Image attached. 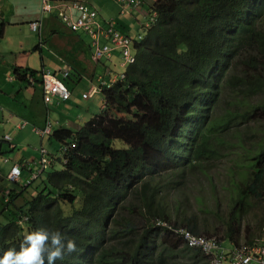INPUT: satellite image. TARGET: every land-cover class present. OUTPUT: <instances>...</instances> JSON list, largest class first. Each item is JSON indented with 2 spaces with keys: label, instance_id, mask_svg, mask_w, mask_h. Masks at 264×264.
Wrapping results in <instances>:
<instances>
[{
  "label": "trees",
  "instance_id": "obj_1",
  "mask_svg": "<svg viewBox=\"0 0 264 264\" xmlns=\"http://www.w3.org/2000/svg\"><path fill=\"white\" fill-rule=\"evenodd\" d=\"M149 10L156 21L124 81L102 91L106 109L75 131H53L74 146L61 169L5 201L0 251L43 227L76 243L56 264H209L160 223L235 247L260 239L240 238L239 222L253 213L264 230V0H158ZM25 73L38 82L40 71L19 67L15 80L31 86ZM221 161L226 215L214 180ZM205 180L213 205L198 193L197 212L189 191Z\"/></svg>",
  "mask_w": 264,
  "mask_h": 264
},
{
  "label": "rangeland",
  "instance_id": "obj_2",
  "mask_svg": "<svg viewBox=\"0 0 264 264\" xmlns=\"http://www.w3.org/2000/svg\"><path fill=\"white\" fill-rule=\"evenodd\" d=\"M141 1V0H140ZM150 0H143V4L146 8L147 5L149 3ZM161 1H166V0H161ZM3 6H5V10H10L12 11V13H18L20 11L21 14H24L25 12H30L32 10H36L38 9V2L36 0H2ZM112 4V2L110 3ZM119 6V5H118ZM1 7V4H0ZM110 10L111 8L115 14L111 17L114 18L116 17V15L118 14V10H117V6L115 5L114 1H113V5L109 6ZM120 7V6H119ZM1 9V8H0ZM146 11V10H145ZM100 12V10H99ZM106 12V11H105ZM10 14V15H11ZM9 15V17H10ZM118 16H122L119 15ZM105 17H107L105 15ZM49 18H47L46 20H48ZM115 20V19H114ZM136 28V25L134 26ZM2 30V21L0 20V32ZM6 37L7 39H5L4 41H0V45L4 46L5 48H12V49H17V47H24V48H28L27 50H22L19 51V53H14V54H9L6 56L5 60H7L9 62V66L11 68L10 65L16 64L17 66H23L24 69H31V70H35V71H40L41 70V61L40 58L42 57V59L45 61L46 64L50 63L51 61V57H49V60H46L45 57L47 55V52L49 50V48H47L46 45L43 46L42 49V56L39 55V53H34L32 52V49L37 45L34 44L35 46H30V43H33L34 40L36 39V35H38L37 33H32L29 30V27L27 26V24H22L21 28L19 30L20 33L18 32L17 28L14 29H10V28H6ZM42 30V29H41ZM133 31V30H132ZM136 30H134L133 32H131L132 36H135V32ZM145 32L142 30V28L138 29V34L136 35H141L144 34ZM1 37V36H0ZM35 37V39H34ZM80 39L82 40V44L81 43H75V47H73L71 44H67V42L71 41V39L73 37H65V36H60L58 38V40L56 41L59 48L61 46H64L66 48H70L71 51H73L72 53L74 54L72 57V59H74L77 56H81L82 59L79 62V65L82 67L83 71L86 70V67L84 65H87V62L89 65H93L94 63L92 62V57L89 53V50L87 48L88 43L91 42V40L86 36V35H80L79 36ZM37 40V39H36ZM84 44V45H83ZM87 44V46H86ZM102 44V41H101ZM62 51V50H61ZM58 56V55H57ZM117 58V55L115 56L114 59ZM57 60V58H56ZM59 61V60H57ZM68 62V64L70 63L69 60H65V62ZM103 62V60L101 61ZM70 65V64H69ZM3 66H7L6 64L2 63V60H0V74L4 75V73H2V69ZM51 65H48L46 70L51 71L50 69ZM109 67H112L111 65H109ZM116 69H119L118 66L116 65ZM125 70V68H120V72H123ZM53 72V71H51ZM98 73H102V70L100 69V67H98ZM0 75V80L3 79V84L2 88H0V90L4 89V90H9V89H15L18 90L22 85H18V83H9V78L7 77L8 81H6L4 79V77ZM97 76V75H96ZM81 80L80 81H75L72 79L73 82H67V85L69 87H71V97L69 99V101L65 102V103H60L59 108H56L55 104L54 105H49L47 106V109L49 110V114H50V118H49V122L53 125V131L58 130V129H65V128H61L64 126L65 123L69 122V126L70 128H67L68 130L71 131H75L77 129H79L80 127H82L84 125V123H86L89 119H91L93 116L95 115H99L100 114V108L103 104V95L102 93H98L96 95H94L93 97L84 100L82 99L81 95L83 93H86V90L90 87V85H86V77L84 76V74L81 75ZM72 83V84H71ZM23 89V88H22ZM3 94L0 92V97ZM11 97V96H10ZM11 99H13V97H11ZM16 103L18 105H21V109L18 108L16 105L11 104V103H5V106L7 108H10V110H17L18 115H19V121H26L28 124L30 123V120H37V118L40 117V115L45 114V106L38 100L36 102L33 103H27V104H19L18 100H16ZM67 108V109H66ZM23 115V116H22ZM34 126H36L37 124L34 123ZM29 128L26 127L23 130H19L20 132H22V134L19 136V139L17 140L16 144H17V149L14 153H6L7 156H14V154L16 155H21L22 151H37V149L40 147V143H39V138L36 137L35 135H33V133H29ZM5 137H9V136H5ZM4 137V138H5ZM42 147L50 154L52 155L54 158H59V161L56 160L55 166L57 167L56 170L61 169V159H62V155L60 154V145L59 142H55L52 138L50 137H46L45 139H43L42 141ZM6 148V145H5ZM22 156L24 158H27V156H24L22 154ZM17 157V156H16ZM0 165L4 166L2 163H0ZM218 169L220 171H222V175L218 174L216 172L215 175V189H216V195H218L217 197H219L220 200H222L221 203V215H226V210H227V201H226V193L224 191V187L228 186L229 183V177H226V172H227V168L229 166L227 161H221L218 162ZM231 169V168H229ZM36 171V170H35ZM51 171V168H48V170H46L39 179H37L34 183L33 186L31 188L34 187H39V182L45 179V176L48 172ZM31 175V174H30ZM30 177V176H29ZM1 183L3 185H1L2 190H0V223L3 225L5 224V222L7 221V219L9 218V210L7 209V207L5 206V198L3 196V191L5 190H12L14 192H18L20 191V185H14L9 183L8 181H4V179L1 181ZM208 181L205 180V183L202 185V183L200 184V186L202 185V190L199 189H195L192 191H189L190 196H189V205L192 207V210L200 212L199 211V204L198 203V193H199V200L204 201V199L206 198V205H207V209L209 211V209L211 208V206L213 205V203L210 201V193H211V189L208 186ZM207 186V187H206ZM198 187V186H197ZM213 188V187H212ZM214 190V188H213ZM215 192V190H214ZM33 196L31 195V193L25 192L22 196H20L17 201V205H20L22 202H24V200L26 199H30V197ZM253 213H248L246 214V216L241 217L240 219V238L244 237L245 235H253V237H259V241L262 244H264V230L258 231L257 227H256V221L253 218ZM210 220H213L212 215H208ZM244 242H240V244H243ZM222 248L226 249V250H230L231 249V245L229 242L227 241H223L222 243Z\"/></svg>",
  "mask_w": 264,
  "mask_h": 264
},
{
  "label": "crops",
  "instance_id": "obj_3",
  "mask_svg": "<svg viewBox=\"0 0 264 264\" xmlns=\"http://www.w3.org/2000/svg\"><path fill=\"white\" fill-rule=\"evenodd\" d=\"M38 2V9L36 10H32L30 12H25L24 14H21L20 11L17 13H12V11L10 10H5V6H3L2 0H0V4H1V9H0V20L2 21V30L0 32V41H4L5 39H7L6 37V28H10V29H14L17 28L18 32L20 33L19 30L21 28L22 24H27L29 22L35 21L38 18L39 15V0H36ZM73 1H86L88 3H90L92 6L96 7L98 9V11L100 10L99 14L101 16L100 20H114V22L118 23V26L121 27L122 29L126 30L127 33L129 32V34L131 35L134 30H136L135 34L138 33V29L140 28V25L142 24V22L144 21V15H146V12L150 9V7L158 0H150L147 8L144 5H141L139 8L134 9V10H128L127 13L123 14L122 16H118V14L116 15V17L111 18L115 13L111 10H113L109 6L113 5V1L115 3V5L117 6V12L119 13V6L116 4L115 0H73ZM143 2V0H141ZM112 2V4H110ZM143 4V3H142ZM146 10V11H145ZM106 11V12H105ZM11 14V15H10ZM10 15V17H9ZM105 15L107 17H105ZM47 18H49L48 20H46ZM103 22V21H102ZM136 25V28L134 27ZM139 26V28H138ZM42 29V30H41ZM30 30V29H29ZM133 30V31H132ZM32 32V31H31ZM33 33V32H32ZM38 35H36V39L34 37V42L30 43V46H35L34 44H37L36 46L38 48H36V46L32 49V52L34 53H39L40 56H42V49L44 45L47 46V48H49L47 55L45 57L46 60H49V57H51V61L50 63L46 64L45 61L42 59V57L40 58L41 61V70H46L48 67V65L50 66V70L53 72H59V71H63L66 70V68L69 70V74L72 73V76L75 74V76L78 75H82L84 74V76L86 77V85H91V81L90 79L96 75H99L100 73H98V67H100V69L103 71H105V69H108L107 67H109V65L112 64V61L109 60H105L104 62L101 63V65L99 64H93L92 66L88 64L84 65L86 67V70L83 71L82 67L79 65V62L81 61L82 57L81 56H77L74 59H72L71 56H73L74 54L72 53L73 51H71L70 48H66L64 46H61L59 48L58 44H57V40L60 36H65V37H73L71 39V41L67 42V44H71L73 47H75V43H83L82 40L80 39V35H85L82 32H73L71 30H69L68 28H66L65 25H63L61 22H59V20H57L55 17L51 18V17H46L45 20L43 19V22L41 24L40 29L37 30L36 32ZM102 43L105 44L106 40L104 38H101ZM84 45V44H83ZM87 46V44H86ZM89 53L91 55V51L89 48V43L87 46ZM27 50L28 48H22V47H17V49H12V48H5L4 46L0 45V60H2V63L6 64L7 66H3L2 69V73H4V75H2L4 77V79L6 81H8L7 77L9 78V83H18V85H22L18 90L15 89H9V90H0V92L3 94L0 97V163H2L4 166L0 165V190H2L1 185H3L1 183V181L4 179V181H8L9 183H11L8 180V173L10 168L14 165V164H18L21 166L22 168V172H21V184L24 183L29 176H31L30 174H32V172H35V170L37 169L36 166V160L39 159V148L42 147V141L44 138L39 137L38 134H36L34 132V129H37L35 127L38 128H42L44 126V124L46 123V121L49 120L50 118V114H49V110L47 109V106H49L50 103H45L42 99V90L40 89V87H38L37 85H31V86H26L21 84L18 80H15V76L13 75V71L16 67L21 68L22 70H31V69H24L23 66L21 64L22 67L17 66L16 64L10 65L9 66V62L7 60H5L6 56L9 54H14L19 53V51L22 50ZM62 50V51H61ZM14 52V53H13ZM116 54V53H115ZM58 55V56H57ZM59 60L57 61L56 60ZM65 60H69L70 61V65L68 64V62ZM111 68V67H109ZM40 70V71H41ZM7 76V77H6ZM25 79H27V77L31 78V76L27 73L24 74ZM37 78H39V74H37L36 76ZM81 78V76H80ZM28 81V80H27ZM80 81V80H79ZM29 82V81H28ZM3 84V79L0 80V88H2ZM30 84V83H29ZM23 88V89H22ZM70 88V87H69ZM13 97V99H11V97ZM16 100H18V103L20 104H27V103H33L36 101H40L44 106H45V114L40 115L39 118H37V120H30V123L28 124L26 121H19V115L17 110H10V108H7L5 106V103H11L16 105L18 108H22L21 105H18L16 103ZM69 101V100H68ZM67 102V101H66ZM55 103L56 108H59L60 103H65L63 101L59 100H54V102H52L51 105H53ZM67 109V108H66ZM23 116V115H22ZM22 122H25L23 124V128L20 127V124ZM34 123H36L37 125L34 126ZM51 127L53 128V125L50 124ZM26 127L29 128V133H33V135H35L36 137L39 138V143H40V147L37 149V151H22L21 153L24 156H27V158H24L21 155H16L14 154V156H7L6 153H14L16 150L19 151V149H17V140L19 139V136L22 134V132H20L19 130H23ZM61 128H70L69 126V122L65 123L63 127ZM53 131V129H52ZM9 136L7 140L6 138H4L5 136ZM48 138V137H47ZM52 138V136L50 137ZM53 139V138H52ZM55 142V139H53ZM6 145V148H5ZM17 156V157H16ZM52 168V167H51ZM12 184V183H11ZM231 250L234 248V246L232 244H230Z\"/></svg>",
  "mask_w": 264,
  "mask_h": 264
},
{
  "label": "clouds",
  "instance_id": "obj_4",
  "mask_svg": "<svg viewBox=\"0 0 264 264\" xmlns=\"http://www.w3.org/2000/svg\"><path fill=\"white\" fill-rule=\"evenodd\" d=\"M44 2H47L49 5H52L55 8L52 11L44 10L43 9V3ZM115 2H116L117 5L120 6L119 7V13H118L119 15H123V14L127 13L128 10L137 9V8H132L131 6L126 5V4H121V3L117 2L116 0H115ZM62 3H81V4H84V5H87L90 8H93L97 12V21H99L101 24L113 23L115 28L118 29L121 33H123V35H125L130 40V57L133 59L132 62L125 61L122 58V54H121L120 50L115 48L114 45L111 42H108V43L105 42V44L104 43L101 44V38H104L106 40V38L104 36H100L99 37L98 45L100 47L108 46L110 48V55H109V57H102V58H100L98 60H95L94 57H93V51H94V46L92 45L93 40H92V38L89 35H87V34L82 32L83 34H85L91 40V42L89 43V48H90V51H91L92 62L94 64L96 63V64L101 65V63H102L101 61L102 60H103V62L105 60L112 61V64H111L112 67L111 68L107 67L108 69H105V71H103L99 75L94 76V77H92L90 79L91 85L86 90V93H89L92 90H94V92L88 98H83V95L86 94V93H83L81 95L82 99L87 100V99L93 97L94 95H96L98 93H102L103 90L111 89V88H113V86L115 84L124 81L126 69L128 68V66L133 64L134 60H135V58H134V55H135L134 45L136 43L140 42V40L145 35V33L141 34V35H136L135 34V36H132V35L129 34V32L127 33L126 30H124L121 27H119L118 23L114 22V20H110V21L100 20L101 16L99 14L98 9L96 7H94V6H92L90 3L86 2V1H73V0H44V1L43 0H39V15H38V18L35 21H32V22L28 23L29 29H30L29 25L31 23H34V22L38 23V29H40L41 24L43 22V19L45 20L46 17H51V18L55 17L57 20H59V22H61L63 25H65L66 28H68L67 25L60 19L59 15H58V12L60 10V6H61ZM141 5H142V2H141ZM152 13H155V12H150V10H148L146 12V15L143 14L144 21L140 25V28H142V30L144 32L151 25H153L155 23V21H156V18H155V21L153 23H151L149 26H146V24L150 21L149 16ZM156 17H157V15H156ZM138 28H139V26H138ZM37 30L36 31H32L30 29V31H32L33 33H36ZM78 32H80V31H78ZM116 55H117V58L114 59ZM116 65L118 66L119 69H116ZM120 68H125V70L123 72H120ZM46 73H48L49 76L59 80V82L63 85V87L68 91L69 96L66 99L59 98L63 102L68 101L70 99V97H71V87L69 88V86L67 85V82H73L72 79L75 80V81H79L82 78V77L80 78L81 75H78V74L76 76H75V74L72 76V73L69 74V70L67 68H66V70L59 71V72H51L49 70H41L40 74H39V78H36V80L38 82H35L32 77L31 78L27 77V80L29 81L30 85H32V86L33 85L34 86L37 85L38 87H40V89L43 91L45 96H46V94H45V92L43 90V81H44V75ZM60 79L65 80L66 83H63ZM105 109H106L105 108V104H102V106L100 108V113L103 112ZM24 123L25 122H22L20 124L21 128H23V124ZM50 124L51 123L49 121H46V123L44 124V126L42 128L35 127V128H37L39 130H43L44 128H46L48 126L47 127L49 129V133L48 134L40 135V134L36 133L35 130H34V132L36 134H38L39 137H41V138L51 137L52 134H53V131H52L53 128L51 127ZM5 138L7 140H9L8 137H5ZM59 145H60V151H61L60 154L62 155V159H61V165H62L63 163L66 162V157H65L66 153H67V151L70 148H72L71 147L72 145H67V144L65 145L64 143H60V142H59ZM41 148L44 149L43 147H40L39 151H40ZM64 148H65V150H64ZM47 154H48L47 155L48 158L50 159L49 166L41 174H39L35 179L30 180L32 174L35 173L36 171L32 172L31 176L27 179V180H30V182L27 185H29L31 182L36 181L37 179H39L41 177V175L46 170H48V168H51V167H54L55 169L57 168L55 166L54 162L56 160L59 161V158H57V157L54 158L48 152H47ZM21 172H22V168H21ZM20 182H21V177H20V181L17 184H14V183H12V184L20 185V188H23V187L27 186V185H24L25 182L22 183V184ZM5 191H8V195H5ZM5 191H3V196L6 197L5 198V201H6L7 198L9 197V195L11 194L12 190H5ZM262 200H263V197H262ZM23 221H26V218H23L22 220H20V222H23ZM160 226L163 227L166 231L171 232L175 237H177V236L173 233L172 230L185 229V228H180V227L174 228V227L169 226V225H167L165 223H160ZM185 230H187V229H185ZM201 237H205V236H201ZM177 238H179V237H177ZM206 238H211V237H206ZM218 241H219V243H220V245L222 247V244H221L222 242L220 240H218ZM182 243H183L184 246H186L183 241H182ZM239 246H237V247H239ZM186 247H188V246H186ZM237 247L234 246V248H237ZM188 248H190V247H188ZM190 249H194V248H190ZM194 250H198V249H194ZM224 250H226V249H224ZM76 251H77V246H76L75 241L72 238L68 237L66 234L62 233L59 230H49V229H46V228H43V227H39V228L33 229L30 232H27L23 236L21 242L19 243V245L17 247H9L6 250L0 251V264H56V261L61 260V259H63L64 256H66L68 254H71V253H74ZM208 262H209V260H208Z\"/></svg>",
  "mask_w": 264,
  "mask_h": 264
},
{
  "label": "built area",
  "instance_id": "obj_5",
  "mask_svg": "<svg viewBox=\"0 0 264 264\" xmlns=\"http://www.w3.org/2000/svg\"><path fill=\"white\" fill-rule=\"evenodd\" d=\"M116 1L121 4L129 5L132 8H138L141 6L139 0ZM54 8V6L49 5L47 2L43 3V9L46 11H52ZM58 15L67 25L69 30L73 32H83L92 38V45L94 46L93 57L95 60L102 57H109L110 55V48L108 46L100 47L98 45L99 37L104 36L109 39L115 48L120 50L122 58L125 61L132 62L133 59L130 57V40L116 29L113 23L101 24L97 21V12L93 8L81 3H62ZM149 18L150 21L146 26H149L155 21L156 14L152 13ZM29 26L32 31L38 29V23L36 22L31 23ZM43 90L46 94V100H48L50 95H56L61 99H66L69 96L68 91L63 87L59 80L49 76L48 73L44 75ZM93 92L94 90L84 94L83 98H88ZM47 127L43 130H34L36 133L44 135L49 133ZM71 147L74 146L72 145ZM47 155L46 150L41 148L39 151V159L36 160L37 170L32 174L30 180L35 179L49 166L50 159ZM20 177L21 166L14 164L9 171L8 180L11 183L17 184L20 181ZM30 180H27L24 185H27ZM5 195H8V191H5ZM172 231L185 243L186 246L198 249L201 253L207 256L209 264H264V244L259 241H255L252 244H241L233 250H224L215 237L206 238L195 236L185 229H175Z\"/></svg>",
  "mask_w": 264,
  "mask_h": 264
}]
</instances>
